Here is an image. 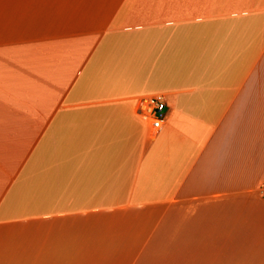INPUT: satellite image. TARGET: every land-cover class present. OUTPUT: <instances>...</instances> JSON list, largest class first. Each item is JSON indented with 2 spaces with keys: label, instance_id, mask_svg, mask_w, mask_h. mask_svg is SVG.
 <instances>
[{
  "label": "crops",
  "instance_id": "0c3cea01",
  "mask_svg": "<svg viewBox=\"0 0 264 264\" xmlns=\"http://www.w3.org/2000/svg\"><path fill=\"white\" fill-rule=\"evenodd\" d=\"M263 178L264 0H0V264H264Z\"/></svg>",
  "mask_w": 264,
  "mask_h": 264
},
{
  "label": "built area",
  "instance_id": "2783aa9c",
  "mask_svg": "<svg viewBox=\"0 0 264 264\" xmlns=\"http://www.w3.org/2000/svg\"><path fill=\"white\" fill-rule=\"evenodd\" d=\"M136 112L145 123L148 136L154 138L167 121V100L163 92L142 94L136 100ZM259 192L264 195V178Z\"/></svg>",
  "mask_w": 264,
  "mask_h": 264
}]
</instances>
